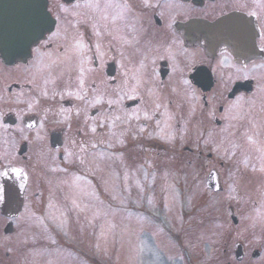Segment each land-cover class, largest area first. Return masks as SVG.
<instances>
[{
  "label": "flooded vegetation",
  "instance_id": "obj_1",
  "mask_svg": "<svg viewBox=\"0 0 264 264\" xmlns=\"http://www.w3.org/2000/svg\"><path fill=\"white\" fill-rule=\"evenodd\" d=\"M66 8H72L71 17L64 15ZM47 9L55 25L32 45L29 57L12 62L0 57V264L31 263V241L21 242L15 236L18 222H27L21 218L25 210L41 225L57 223L63 191L59 192L60 183L49 180L50 174L65 171L64 145L93 140V121L90 116V121L82 120L80 107L85 109L87 104V113H93L97 75L104 77V102L109 109L115 85L122 106L132 103L133 108L140 103L139 94L147 82L177 81L196 88L192 81L201 78H191V74L198 68L209 72L214 84L249 82L247 92L242 88L220 91L209 109L206 93L196 88L201 107L194 119L199 134L196 140L192 133L187 138L195 146L208 134L213 135L211 141L224 139L221 132L228 123L223 120L230 119L229 126H233L242 94H254L255 103L264 104V0H48ZM228 16L232 23L215 27L210 43L198 34L201 28L192 26L193 21ZM232 39L246 49L239 53L241 60L229 47L235 43ZM100 49L103 54L96 52ZM85 79L90 85L78 90ZM142 109L137 117L141 125H148L147 133L166 132L168 138L171 129L165 120L170 115L161 112L149 117ZM258 128L264 124L258 123ZM169 139L177 137L173 133ZM148 142L155 143L152 138ZM48 147L50 159L57 160L55 172L43 169ZM78 177L75 173L63 179L70 183L79 181ZM47 237L43 246L57 248L55 236L49 233Z\"/></svg>",
  "mask_w": 264,
  "mask_h": 264
},
{
  "label": "rangeland",
  "instance_id": "obj_2",
  "mask_svg": "<svg viewBox=\"0 0 264 264\" xmlns=\"http://www.w3.org/2000/svg\"><path fill=\"white\" fill-rule=\"evenodd\" d=\"M66 9L64 15L71 17L72 8ZM96 52L103 54L104 49ZM103 79L95 77L93 113H87V104L85 109L80 107L82 120L93 121V140L64 145L65 171L50 174L51 182L60 183L65 203L57 212L59 224L50 222L60 229L62 249L39 245L40 234L47 239L49 231L43 229L48 224H39L26 210L21 218L27 222L21 220L15 226L16 239L23 242L32 236L39 243L30 244L36 245L30 264H85L74 248L79 255L91 250L92 264H264V128H258V123L264 124L262 101L255 103L254 94H242L233 126L230 119L223 120L228 123L221 132L224 139L211 141L213 135L208 134L195 146L187 138L192 133L196 140L199 134L194 119L201 107L196 88L177 81L147 82L139 94L140 103L131 108L122 106L115 85L109 109ZM64 84L68 83L64 80ZM233 84L216 82L205 94L208 109L219 92L230 91ZM89 85L85 79L76 88L85 90ZM141 109L149 117L161 112L170 115L165 120L171 129L168 138L166 132L153 134L163 143L158 153L157 145L152 151L143 143L148 125H141L137 117ZM173 133L176 141L169 139ZM46 151L43 169L55 172L57 160L50 159L49 147ZM240 159L244 163H238ZM222 162L238 163L241 171L228 172L225 164L220 166ZM74 165L89 178L78 177L79 181L70 183L63 179L66 173L71 176Z\"/></svg>",
  "mask_w": 264,
  "mask_h": 264
},
{
  "label": "water",
  "instance_id": "obj_3",
  "mask_svg": "<svg viewBox=\"0 0 264 264\" xmlns=\"http://www.w3.org/2000/svg\"><path fill=\"white\" fill-rule=\"evenodd\" d=\"M47 0H0V54L5 60L25 57L29 53L31 45L42 37L45 32H50L53 27V19L47 11ZM223 24L222 20L215 23H197L203 29L205 35L213 32V27ZM229 43L232 50L238 56L244 49L239 42ZM209 72H203L198 68L191 77L206 78L194 80L193 84L203 91H209L213 85ZM241 83L234 85L236 90ZM244 88L249 90V87Z\"/></svg>",
  "mask_w": 264,
  "mask_h": 264
},
{
  "label": "bare ground",
  "instance_id": "obj_4",
  "mask_svg": "<svg viewBox=\"0 0 264 264\" xmlns=\"http://www.w3.org/2000/svg\"><path fill=\"white\" fill-rule=\"evenodd\" d=\"M146 254L148 256H150L149 258H153L154 257V255L151 253V251L149 249L146 250Z\"/></svg>",
  "mask_w": 264,
  "mask_h": 264
}]
</instances>
